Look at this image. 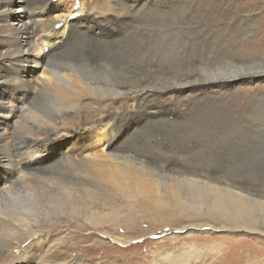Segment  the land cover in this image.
<instances>
[{
  "label": "bare ground",
  "instance_id": "1",
  "mask_svg": "<svg viewBox=\"0 0 264 264\" xmlns=\"http://www.w3.org/2000/svg\"><path fill=\"white\" fill-rule=\"evenodd\" d=\"M234 3L0 0V264H58L44 259L41 227L112 222V191L122 202V187L144 181L168 191V207L192 226L264 233V190L201 172L221 166L211 151L220 133L264 125V91L237 95L264 77V8ZM39 68L45 79L34 76ZM195 128L198 138L181 141L206 148L172 144L174 130ZM28 240L34 250L3 261Z\"/></svg>",
  "mask_w": 264,
  "mask_h": 264
},
{
  "label": "rangeland",
  "instance_id": "2",
  "mask_svg": "<svg viewBox=\"0 0 264 264\" xmlns=\"http://www.w3.org/2000/svg\"><path fill=\"white\" fill-rule=\"evenodd\" d=\"M239 4L252 8L262 5L264 8V0H235L233 6ZM52 15L54 14L52 13ZM61 21L62 19L55 23L56 29L62 26L63 21ZM42 48L44 52H47V45ZM42 71H44L43 68H39L34 76L45 79L46 76L41 74ZM245 84L249 86L247 93L242 92L243 89H237V95H242L245 100L253 91V85L264 91V77ZM237 86L240 87V85ZM227 90L229 91V89H220V93H222L220 96H223L217 98L219 100L228 99L229 96L225 93ZM203 94L209 95L207 92ZM185 95L184 97H186ZM87 98L83 102L87 103L88 106L95 104L91 97ZM172 98L174 99V97ZM229 99L234 100L235 98L230 96ZM184 100L189 102L190 99ZM238 101L239 97L236 98V102ZM103 102H109V100ZM174 102H177V98L174 99ZM19 105L22 107L21 103ZM88 108L90 107L86 109ZM74 116L76 119L81 117L79 114ZM74 119H68V122L73 123ZM254 123L263 124L260 120ZM197 129L202 130L195 128L190 132L189 130L186 133L183 131L181 136L178 135L177 130L172 131L174 136L172 138L175 139L172 140V144L184 151L200 150L199 147L205 146L199 144L189 146L184 143L185 141H181V138L184 140L198 138L196 137ZM170 135L172 136L171 133ZM220 135L223 136L220 147H214L211 151L215 159L222 160L221 166L219 169L210 168V170L201 172L205 171L212 176H223L233 181L243 180L245 183L248 182L249 187L254 190H264V169L249 170L253 169V164L264 165V140L260 141V138L264 137V125L259 126L258 131L246 136L237 133L229 135L220 133ZM209 137L214 140L220 136L209 135ZM100 150L102 151L101 146L97 143L94 146V152L100 154ZM37 156L39 155L35 154L30 159H35ZM227 161L228 163L232 162L233 166L227 167L226 171L225 162L227 163ZM29 165L27 170L35 167L34 164ZM223 166L225 167L223 168ZM17 176L20 175L17 174ZM144 183L146 184L141 186L134 183L130 184L129 187L126 186V188L122 187L120 190L122 192L119 193L118 191L119 195L124 193L123 190L126 193V195L121 194L120 196V198H125L122 202H117L119 201L117 194L112 191L111 197L108 198V207L115 210L114 212L119 216L112 222L94 227L80 221H70L41 227L39 236H45L47 246L44 251V259H50L58 264H264V233L209 225L192 226L184 214L177 215L168 207V191L165 192L160 187L161 185L156 183L152 184L149 181H144ZM134 185L138 187H134ZM103 197L98 194L96 200L102 201ZM100 231H106L108 234L103 235ZM114 236L120 238L121 241L115 242L112 239ZM243 236L248 237L249 240L244 241ZM33 245L32 240H28L21 244L14 253H9L3 257V261L10 263L14 258H19L20 255L28 252L27 250L31 248H33L31 251L34 250L35 246L33 247ZM256 249L260 251L253 258L249 257L248 252ZM239 254H241L242 261L240 260L238 263L234 257L237 258Z\"/></svg>",
  "mask_w": 264,
  "mask_h": 264
}]
</instances>
